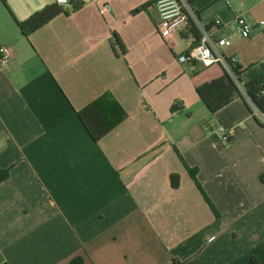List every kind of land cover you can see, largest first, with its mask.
<instances>
[{
    "label": "crops",
    "instance_id": "0c3cea01",
    "mask_svg": "<svg viewBox=\"0 0 264 264\" xmlns=\"http://www.w3.org/2000/svg\"><path fill=\"white\" fill-rule=\"evenodd\" d=\"M82 1L24 37L18 22L56 0H0L13 51L0 63V264H264V125L249 98L209 113L197 89L229 71L179 63L193 40L162 39L154 8L133 14L153 0ZM194 8L238 67L264 64V0ZM106 94L126 117L94 142L78 113Z\"/></svg>",
    "mask_w": 264,
    "mask_h": 264
},
{
    "label": "trees",
    "instance_id": "16d2710c",
    "mask_svg": "<svg viewBox=\"0 0 264 264\" xmlns=\"http://www.w3.org/2000/svg\"><path fill=\"white\" fill-rule=\"evenodd\" d=\"M193 3L196 0H192ZM84 5L82 0H70V6L73 11H78ZM152 2L141 6L133 11V14L141 13L142 11L150 8ZM68 14L65 7L59 4L52 3L47 5L43 10L33 14L30 18L23 22H18V27L24 37H29L32 33L38 31L56 17ZM192 36L196 44L200 39L199 32L195 26L192 25ZM113 39L118 47L119 55H126V48L122 43L117 33L113 34ZM233 73L236 79L227 71L224 75L210 83H206L197 89L198 96L208 109L211 115H215L224 107L232 103L236 98L246 97L264 112V64H258L246 69L240 67L233 68ZM243 86L244 92L240 89L239 84ZM179 110V105L172 106V113ZM78 117L85 129L89 133L94 142H99L108 133H110L120 122L126 117L124 110L116 103L110 94H106L94 101L78 113ZM192 179L196 182L204 195L206 201L211 205L212 209L215 208L208 196L203 191L197 179V172L195 169L188 168ZM10 176V170L0 169V183L6 181ZM172 186L178 188L180 185V176H172ZM70 264H83L82 259H75ZM179 264V263H178Z\"/></svg>",
    "mask_w": 264,
    "mask_h": 264
},
{
    "label": "built area",
    "instance_id": "2783aa9c",
    "mask_svg": "<svg viewBox=\"0 0 264 264\" xmlns=\"http://www.w3.org/2000/svg\"><path fill=\"white\" fill-rule=\"evenodd\" d=\"M56 2L60 6L71 9L70 0H56ZM151 8H154L156 12L157 32L164 40H168L176 34H186L194 42L195 40L191 33L192 25L197 28L200 39L188 53L178 57L179 63L188 64L197 62L203 66L222 65L236 79L233 68L238 66L237 58L228 56L225 51L231 45V41L228 38L217 37L200 23L192 0H153ZM235 21L239 35L242 38H249L252 26L248 21L243 17H238ZM222 23V20L217 18L214 20L213 25L219 27ZM259 25L264 26V20ZM12 57L13 51L10 47L0 46V63L7 64ZM238 84L244 92L243 86L240 83ZM249 101L254 106L258 118L264 125V112L257 108L252 100L249 99ZM222 133L223 141L230 142V133L226 130H223Z\"/></svg>",
    "mask_w": 264,
    "mask_h": 264
}]
</instances>
